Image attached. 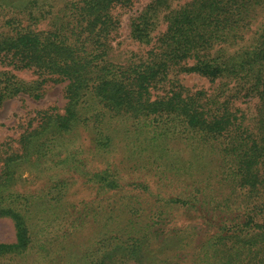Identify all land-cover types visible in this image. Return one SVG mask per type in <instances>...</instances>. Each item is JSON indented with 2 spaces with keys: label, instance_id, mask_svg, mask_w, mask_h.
Returning a JSON list of instances; mask_svg holds the SVG:
<instances>
[{
  "label": "trees",
  "instance_id": "obj_1",
  "mask_svg": "<svg viewBox=\"0 0 264 264\" xmlns=\"http://www.w3.org/2000/svg\"><path fill=\"white\" fill-rule=\"evenodd\" d=\"M55 1L0 0V109L20 95L41 99L48 84H66L67 100L63 113L40 112L0 151V219L16 230L14 243L0 241V264H264V22L239 46L264 0H192L180 9L155 0L132 23L135 40L152 47L126 66L108 56L120 24L113 10L133 0L68 2L60 13ZM45 20L51 30L23 25ZM218 45L226 46L212 55ZM177 70L226 87L165 90ZM238 98L257 101L254 117ZM120 146L129 152L124 167L93 166L89 155L107 158ZM147 169L162 187L184 184V194L156 198L147 183L123 181ZM78 179L93 200L106 199L71 203ZM185 215L196 223L177 226ZM87 225L91 234L77 243Z\"/></svg>",
  "mask_w": 264,
  "mask_h": 264
},
{
  "label": "rangeland",
  "instance_id": "obj_2",
  "mask_svg": "<svg viewBox=\"0 0 264 264\" xmlns=\"http://www.w3.org/2000/svg\"><path fill=\"white\" fill-rule=\"evenodd\" d=\"M81 0H56V13H60L62 9L66 8L67 3L69 2H79ZM155 0H133V3L130 6H118L113 10V14L118 17L120 20V24L116 32L113 33L112 39L110 41V52L108 56V60L118 65L126 66L129 61H138L140 58H145L147 53L151 49L152 46H146L135 40L132 35V23L133 21L148 7H150ZM192 0H175L172 1V5L174 9H180L185 4L190 3ZM264 22V16L261 12H259V16L257 19L251 22L249 30L243 31L244 39L240 43L239 46L249 45L253 39L256 37L261 25ZM24 26L30 25L33 29L37 31L43 30H51L52 29V22L50 20L41 21L40 23L35 24L28 23L27 21L23 22ZM166 31V24L161 23L157 28V31L154 33V37L156 39L159 38L164 32ZM226 45H218L212 51V55H216L218 51ZM237 48H229V51L232 52ZM193 61H188L185 67L191 65ZM178 71V72H177ZM170 78L169 83L167 84L165 90L172 89L173 85L171 83L175 82L178 85H182L185 87L186 90L193 92L196 91H209L210 93L220 90L226 86L223 85L227 81H215L212 82L208 78L201 77L196 73H187V72H180L177 70ZM20 78L30 81L33 80L35 77L33 76L32 72L30 71H22L18 73ZM65 85L66 84H48L44 88V95L41 99H34L27 95H20L14 99L7 101L2 108L0 109V151H4L8 148H14L16 145V141L20 138L21 134L29 127V125L38 124L40 118L39 113L46 110H55L58 113H63L64 108L66 105V98H65ZM229 89L233 91L236 89L233 83L227 85ZM158 94L163 93V90L156 92ZM237 106L242 112H248L249 117H254L257 110V101L255 99L249 98H238L235 100ZM241 112V113H242ZM116 119L114 125L123 128L122 123L117 122ZM125 125L131 124L130 121H123ZM119 137L124 138V134L120 133ZM84 140L85 138L82 137ZM87 142V139H85ZM84 140V142H85ZM174 140V139H173ZM85 142V144H86ZM173 144L177 148L181 145L179 141H173ZM182 148L183 146H179ZM183 157L190 159L192 155L190 152L184 151L181 153ZM90 158H93V166L95 168H105L107 167V162L115 163V165H120L119 167H124L123 160L128 159L129 152L128 149L125 147H118L117 153L112 156H108L107 158L102 157L99 158L98 155L91 154L89 155ZM213 171V170H211ZM155 174H152L149 169L145 171H140L139 173H126L123 176V181L128 183L129 181H140L144 184H148L150 186V191L152 195H155L158 198L159 194L161 193V197L164 199H171L177 198L182 196L184 193V184L177 183L176 185H172L170 187L164 186L162 184H158L156 182ZM199 180H203V177H200ZM215 180H212L214 183ZM82 180L77 181L75 185L71 187L70 195L68 199L73 204H77L79 207H83L85 203L89 202H102L106 198H94V192L82 184ZM216 185V184H215ZM219 189V186L216 185ZM187 192V191H186ZM115 196H113L114 198ZM105 204L108 201H104ZM90 206L92 204L89 203ZM186 219L182 218V216H178L177 219V226L183 227L187 225H192L196 223V221L189 216H186ZM90 226L87 225L84 231H82V235H80L78 242L84 241L88 238L91 234ZM0 241L5 243H14L16 241V230L13 221L10 218H2L0 219ZM36 261L34 255L28 257L27 262L33 263Z\"/></svg>",
  "mask_w": 264,
  "mask_h": 264
}]
</instances>
